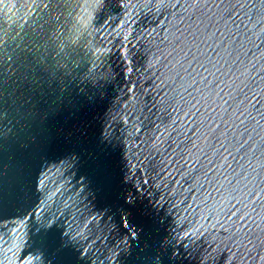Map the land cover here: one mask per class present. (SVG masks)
Returning <instances> with one entry per match:
<instances>
[{
	"label": "water",
	"instance_id": "water-1",
	"mask_svg": "<svg viewBox=\"0 0 264 264\" xmlns=\"http://www.w3.org/2000/svg\"><path fill=\"white\" fill-rule=\"evenodd\" d=\"M0 264H264V0H0Z\"/></svg>",
	"mask_w": 264,
	"mask_h": 264
}]
</instances>
